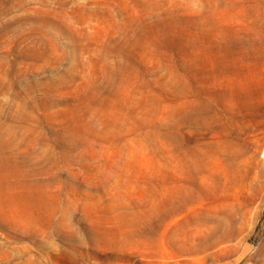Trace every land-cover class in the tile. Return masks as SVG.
<instances>
[{
  "label": "rangeland",
  "instance_id": "1",
  "mask_svg": "<svg viewBox=\"0 0 264 264\" xmlns=\"http://www.w3.org/2000/svg\"><path fill=\"white\" fill-rule=\"evenodd\" d=\"M0 264H264V0H0Z\"/></svg>",
  "mask_w": 264,
  "mask_h": 264
}]
</instances>
